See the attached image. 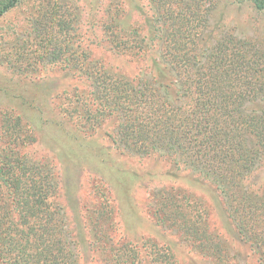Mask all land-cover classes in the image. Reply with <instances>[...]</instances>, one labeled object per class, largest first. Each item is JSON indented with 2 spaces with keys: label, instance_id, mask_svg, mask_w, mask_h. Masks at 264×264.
I'll return each mask as SVG.
<instances>
[{
  "label": "trees",
  "instance_id": "trees-1",
  "mask_svg": "<svg viewBox=\"0 0 264 264\" xmlns=\"http://www.w3.org/2000/svg\"><path fill=\"white\" fill-rule=\"evenodd\" d=\"M19 1L0 0V16ZM230 1L264 10V0ZM149 2L147 25L133 20L140 8L106 7L104 39L121 60L114 66L84 43L77 4L34 0L31 33L41 43L27 62L88 80L65 91L64 120L92 134L113 122L110 138L123 151L166 156L214 184L241 248L216 229L208 205L175 188L148 201L149 223L166 240L125 235L108 199L92 209L90 239L74 233L55 200L54 170L17 150L34 138L4 111L0 264H264V39L221 24L215 0Z\"/></svg>",
  "mask_w": 264,
  "mask_h": 264
},
{
  "label": "rangeland",
  "instance_id": "rangeland-1",
  "mask_svg": "<svg viewBox=\"0 0 264 264\" xmlns=\"http://www.w3.org/2000/svg\"><path fill=\"white\" fill-rule=\"evenodd\" d=\"M66 1L79 7L87 32L84 43L90 45L91 54L114 66L120 65L121 60L111 53L110 45L104 39L101 24L106 17V7L112 3L126 10L140 8L132 13L133 20L144 25H147L145 19L149 20L148 17L154 14L149 0ZM33 2L20 0L15 8L0 16V147L5 144L2 113L11 111L20 116L23 126L34 138L33 142L18 146L17 150L54 170L59 185L55 200L65 210L71 230L78 234L85 232L88 239L95 230L88 220L93 218L92 209L108 199L117 222L124 224L121 231L125 235L137 237L151 233L166 240V234L149 223L152 214L148 201L152 192L175 188L208 205L216 229L228 237L233 246L241 248L234 232H230L231 226L226 228L222 221V199L208 179L182 164L173 163L166 156H140L123 151L110 138L113 122L92 134L62 118L57 108L63 102L65 91L87 88L88 80L55 65L31 68L33 66L27 62L33 54L30 47H39L37 42H40L31 33ZM215 3L216 15L223 16L221 24L238 35L264 39V10L230 0H215Z\"/></svg>",
  "mask_w": 264,
  "mask_h": 264
}]
</instances>
